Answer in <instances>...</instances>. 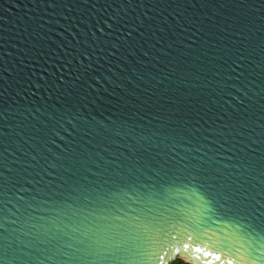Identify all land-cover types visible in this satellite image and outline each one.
I'll list each match as a JSON object with an SVG mask.
<instances>
[{"label": "water", "instance_id": "water-1", "mask_svg": "<svg viewBox=\"0 0 264 264\" xmlns=\"http://www.w3.org/2000/svg\"><path fill=\"white\" fill-rule=\"evenodd\" d=\"M264 264V0H0V264Z\"/></svg>", "mask_w": 264, "mask_h": 264}, {"label": "rangeland", "instance_id": "rangeland-1", "mask_svg": "<svg viewBox=\"0 0 264 264\" xmlns=\"http://www.w3.org/2000/svg\"><path fill=\"white\" fill-rule=\"evenodd\" d=\"M172 264H190V263H188L187 261H185L181 258H178Z\"/></svg>", "mask_w": 264, "mask_h": 264}, {"label": "bare ground", "instance_id": "bare-ground-1", "mask_svg": "<svg viewBox=\"0 0 264 264\" xmlns=\"http://www.w3.org/2000/svg\"><path fill=\"white\" fill-rule=\"evenodd\" d=\"M188 262V261H187ZM189 263V262H188Z\"/></svg>", "mask_w": 264, "mask_h": 264}]
</instances>
